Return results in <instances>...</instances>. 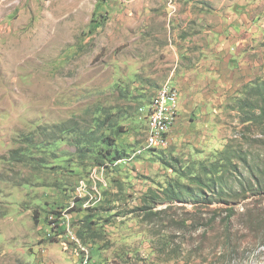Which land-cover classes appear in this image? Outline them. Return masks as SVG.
Segmentation results:
<instances>
[{"label": "rangeland", "instance_id": "374dc122", "mask_svg": "<svg viewBox=\"0 0 264 264\" xmlns=\"http://www.w3.org/2000/svg\"><path fill=\"white\" fill-rule=\"evenodd\" d=\"M122 1L0 0V264H264V36L146 147L162 86Z\"/></svg>", "mask_w": 264, "mask_h": 264}, {"label": "crops", "instance_id": "0c3cea01", "mask_svg": "<svg viewBox=\"0 0 264 264\" xmlns=\"http://www.w3.org/2000/svg\"><path fill=\"white\" fill-rule=\"evenodd\" d=\"M224 1L228 8L218 27L214 10L211 16H201L195 10L198 0H123L115 8L122 21H130L119 25L120 30L126 26L135 33L128 39L135 40V56L156 64L151 70L136 72L144 75V81L177 88L178 110L183 117L195 110L197 98H203L209 88L242 82L241 75L245 76L247 69L245 56L264 36L258 18L246 8L247 1ZM207 2L215 8L216 0ZM203 23L206 30L202 31ZM176 109L177 105L175 114Z\"/></svg>", "mask_w": 264, "mask_h": 264}, {"label": "bare ground", "instance_id": "6f19581e", "mask_svg": "<svg viewBox=\"0 0 264 264\" xmlns=\"http://www.w3.org/2000/svg\"><path fill=\"white\" fill-rule=\"evenodd\" d=\"M169 90H173V87H168V86H163L161 88H159V91L157 92L155 98H153V101L151 102L150 106L148 107L147 112L145 113V118H146V123H152V113L151 110L153 109V106L155 103H157L159 100H161V98L163 97V94H165L166 92H168ZM178 98H179V91L178 94H172L171 95V113L172 116H175V107L177 105L178 102ZM144 110V109H143ZM140 112V111H139ZM165 128V119H156L154 122V129H148V134H147V139H146V144L148 143H158L160 145L157 146H150L152 148H157L158 146H164V144L166 143V139L167 135L169 134V132H162V133H157V135L155 134V131H162ZM143 151V149H138L135 153V155H139L141 154Z\"/></svg>", "mask_w": 264, "mask_h": 264}, {"label": "built area", "instance_id": "2783aa9c", "mask_svg": "<svg viewBox=\"0 0 264 264\" xmlns=\"http://www.w3.org/2000/svg\"><path fill=\"white\" fill-rule=\"evenodd\" d=\"M178 94V89L173 87V90H169L161 100L154 104L152 113V123H146V129H154V122L156 119H165V128L162 131H155V134L162 132H170L174 122L176 121V116H172L171 113V95ZM158 143H148L146 147L157 146Z\"/></svg>", "mask_w": 264, "mask_h": 264}]
</instances>
